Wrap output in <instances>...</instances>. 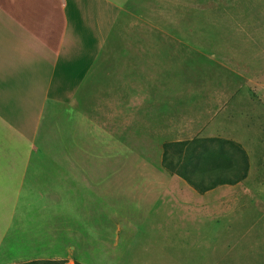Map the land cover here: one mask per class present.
Wrapping results in <instances>:
<instances>
[{
  "label": "rangeland",
  "instance_id": "374dc122",
  "mask_svg": "<svg viewBox=\"0 0 264 264\" xmlns=\"http://www.w3.org/2000/svg\"><path fill=\"white\" fill-rule=\"evenodd\" d=\"M208 137L249 158L244 181L213 191H264V0H128L88 79L44 119L25 189L10 191L0 264L208 252V227L191 250L167 224L195 190L162 165L165 143Z\"/></svg>",
  "mask_w": 264,
  "mask_h": 264
},
{
  "label": "crops",
  "instance_id": "0c3cea01",
  "mask_svg": "<svg viewBox=\"0 0 264 264\" xmlns=\"http://www.w3.org/2000/svg\"><path fill=\"white\" fill-rule=\"evenodd\" d=\"M127 2L0 0V252L12 217L10 191L25 189L44 119L88 79ZM179 194L167 224L191 250L208 227V252H186L175 264H249L264 255V191Z\"/></svg>",
  "mask_w": 264,
  "mask_h": 264
},
{
  "label": "trees",
  "instance_id": "16d2710c",
  "mask_svg": "<svg viewBox=\"0 0 264 264\" xmlns=\"http://www.w3.org/2000/svg\"><path fill=\"white\" fill-rule=\"evenodd\" d=\"M163 149V168L199 193L235 186L248 176V155L233 140L194 138L165 143ZM23 264H65V261L34 260Z\"/></svg>",
  "mask_w": 264,
  "mask_h": 264
}]
</instances>
